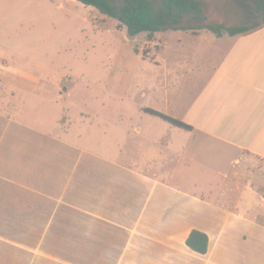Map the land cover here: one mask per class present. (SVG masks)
<instances>
[{
	"label": "crops",
	"instance_id": "0c3cea01",
	"mask_svg": "<svg viewBox=\"0 0 264 264\" xmlns=\"http://www.w3.org/2000/svg\"><path fill=\"white\" fill-rule=\"evenodd\" d=\"M110 22L90 130L56 71L20 62ZM0 264H264V26L148 39L78 0H0Z\"/></svg>",
	"mask_w": 264,
	"mask_h": 264
},
{
	"label": "rangeland",
	"instance_id": "374dc122",
	"mask_svg": "<svg viewBox=\"0 0 264 264\" xmlns=\"http://www.w3.org/2000/svg\"><path fill=\"white\" fill-rule=\"evenodd\" d=\"M55 1L60 2V0ZM199 1L203 9L202 14L208 23L234 26L247 20H261L262 17V11L257 7L260 0ZM115 2L119 3V0ZM111 24L110 22L109 28L112 31L106 26L96 28L90 23L83 24L79 31L75 30L72 37L55 45L56 50L52 55H47L42 60L29 59L20 62L23 68L30 71H56L54 72L56 84H62L69 89V116L74 118L76 116L71 113L78 109L84 110L86 118L89 119L84 127L88 126L90 130L97 126L98 113L105 116L111 113V105L107 106L111 102L108 98L109 94L105 93L106 107L103 108L100 105L103 93L98 89L100 71H114L118 57L117 46L123 39V34L117 30L121 25L118 24L120 26L116 29ZM57 101L60 103L57 107L62 108V100Z\"/></svg>",
	"mask_w": 264,
	"mask_h": 264
},
{
	"label": "trees",
	"instance_id": "16d2710c",
	"mask_svg": "<svg viewBox=\"0 0 264 264\" xmlns=\"http://www.w3.org/2000/svg\"><path fill=\"white\" fill-rule=\"evenodd\" d=\"M78 1L95 7L108 17L117 19L126 26L129 36L145 32L148 39L158 31L169 29L197 30L206 28L220 36L224 33L229 35L247 34L264 26V0H260L257 4L258 9L262 11L261 20H247L234 26L206 22L199 0H119V3H116L115 0ZM146 111L159 116L173 126L184 130L191 129L190 125L170 115L149 108ZM186 244L197 252L205 253L208 237L199 230H192L186 239Z\"/></svg>",
	"mask_w": 264,
	"mask_h": 264
}]
</instances>
